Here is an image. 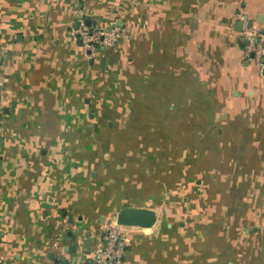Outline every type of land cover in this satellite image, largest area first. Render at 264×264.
<instances>
[{"label": "crops", "instance_id": "crops-1", "mask_svg": "<svg viewBox=\"0 0 264 264\" xmlns=\"http://www.w3.org/2000/svg\"><path fill=\"white\" fill-rule=\"evenodd\" d=\"M80 20L122 36L90 55ZM241 23V25H240ZM264 0H0V264H264Z\"/></svg>", "mask_w": 264, "mask_h": 264}, {"label": "built area", "instance_id": "built-area-1", "mask_svg": "<svg viewBox=\"0 0 264 264\" xmlns=\"http://www.w3.org/2000/svg\"><path fill=\"white\" fill-rule=\"evenodd\" d=\"M71 32L81 40L83 49L88 55L97 47L115 45L123 34L122 30L115 25H90L84 20H80ZM240 35L241 39L247 42L244 56L248 57L259 71H262L264 69V31L244 27ZM133 229L141 228L119 225L114 218H110L101 233L99 246L92 252L89 264H123L125 248L131 239Z\"/></svg>", "mask_w": 264, "mask_h": 264}, {"label": "water", "instance_id": "water-1", "mask_svg": "<svg viewBox=\"0 0 264 264\" xmlns=\"http://www.w3.org/2000/svg\"><path fill=\"white\" fill-rule=\"evenodd\" d=\"M247 26L250 27L251 24L248 23ZM114 219L123 226L151 228L156 224L157 213L151 208L124 206L115 213Z\"/></svg>", "mask_w": 264, "mask_h": 264}]
</instances>
